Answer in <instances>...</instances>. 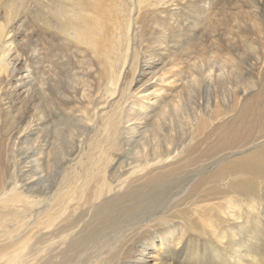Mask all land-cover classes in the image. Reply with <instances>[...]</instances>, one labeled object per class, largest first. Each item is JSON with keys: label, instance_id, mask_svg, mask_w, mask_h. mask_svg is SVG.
I'll list each match as a JSON object with an SVG mask.
<instances>
[{"label": "rangeland", "instance_id": "rangeland-1", "mask_svg": "<svg viewBox=\"0 0 264 264\" xmlns=\"http://www.w3.org/2000/svg\"><path fill=\"white\" fill-rule=\"evenodd\" d=\"M91 28L96 30L92 33ZM81 30L82 36L78 34ZM0 36V49L8 55L3 61L7 71L2 73L6 85L13 82L11 70L20 77L29 69L33 76V84L23 88L30 91L28 96L20 94L5 114L4 130L15 140L21 135L20 117L29 120L36 114L38 118L39 112L52 122L51 128L38 133L40 143H35L36 136L17 142L12 151L16 158L9 164L10 178L24 180L30 174H39L34 189L51 192L57 188L56 180L64 175L65 167L71 165L75 174H84L96 170L99 160H108L107 175L117 180L129 176L142 161L155 162L157 142L159 153L169 155L173 161L157 171L172 164L181 166L170 183L157 189L141 207L123 214L118 225L90 244L89 251H104V242L109 239V250L136 244L132 253L122 252L115 257L122 261L114 259L111 264H264V177L256 192L243 196L236 191L238 186L228 185L237 176L231 173L227 177L225 173L217 185L221 192L230 188L226 195L198 205L191 199L175 206L193 181L210 175L222 162L253 152L264 168V158H259L254 149L264 144V129L254 131L250 141L244 140L234 149L213 148L217 142L213 128L220 124L227 128L232 116L243 110L244 101L264 88V0H0ZM177 67L179 81L176 76L171 81L168 76ZM163 79L166 82L162 83ZM161 86L168 89L161 93L162 102L153 105L149 119L129 122L133 131L114 136L113 128L104 125L114 112L121 117L122 109L130 107L134 102L131 93L148 88L146 94L151 95ZM176 101L181 108L178 111L173 106ZM163 109L164 115L156 120ZM201 119L205 124L200 127ZM141 123L145 126L140 128ZM86 130L88 139L98 133L95 143L75 150ZM128 133H134V137ZM35 148L36 161L29 158L31 162L26 164L24 157ZM201 153L207 157L201 159ZM78 155L83 157L81 163H77ZM37 191L35 195H39ZM207 202L215 203L213 209L217 208L212 210L211 217L215 218L211 224L203 222L196 209L207 208ZM183 216L196 223L184 230V237L180 226ZM164 218L173 220L171 226ZM151 238L154 247L142 244L147 248L144 253L139 251L141 247L136 248ZM166 238L167 242L162 241ZM33 245L36 247V243Z\"/></svg>", "mask_w": 264, "mask_h": 264}, {"label": "bare ground", "instance_id": "bare-ground-1", "mask_svg": "<svg viewBox=\"0 0 264 264\" xmlns=\"http://www.w3.org/2000/svg\"><path fill=\"white\" fill-rule=\"evenodd\" d=\"M63 21H65V19ZM84 28H86V25L83 27V29ZM93 30H96V28L90 29L92 33H93ZM78 34L82 36V30ZM116 38L117 37H115L114 40H116ZM107 43L109 44L110 42L107 41ZM5 52H6L5 49L3 48L0 49V264H79V263L80 264H111L113 263L114 259L117 260L121 256L122 252L126 253L129 251L132 253L133 248H134L133 245H136V244H133V245L131 244L128 247L122 246L121 249L118 247V248H113V250H109V246H108L109 239L105 240L104 242V243H107V247H105L106 250L104 249V247L102 248L104 249V251L99 252L95 250L94 251L96 252L95 256L91 257V254L94 255V252L89 251V249L91 246L90 244L92 242L98 240V238L99 240H101L100 239L102 237L101 235H103V233L106 230L109 231L111 228L118 225V222L120 223L121 221L120 219L123 214L129 212L130 210H133V208H137V207L139 208V206L141 207L142 206L141 204L147 201L146 199L149 198L153 193H155L157 189L165 187L168 184V182L170 183L172 181V176L175 174V172H177L178 169L180 170L181 166L172 164L173 166H171L170 168L164 171H157V169L159 170L164 169L168 165H170L169 160L170 162H173L171 161L172 158L169 155L165 157V155L162 156L159 153L158 147L160 145L157 142L156 147L157 146L158 147L154 148V152H153L154 154L153 160H155V162L150 163L146 161L142 163L143 162L142 161L140 162L141 164L138 163L139 165L137 164V166L134 167L133 172L130 173L129 176H125L117 180H114L113 178H110L109 175H107V169H108L106 166V162L108 161L107 158L105 159V161L107 160L106 162H104V160L103 161L99 160L97 162L96 170H94L93 172L86 170L87 172H85L84 174H75L74 173L75 171L74 169L71 168V165L65 167L64 175L62 174L63 176L62 177L60 176L61 178L58 177L59 179L56 180L57 188H55L54 191H52L51 189V192L49 189H47L49 192L42 191L41 189H40L41 191L40 192L34 189V186L37 184V181L40 179L39 174H38L39 177L35 173L33 175L30 174V176H28L24 180L10 178L9 177L10 176L9 164L11 160L13 159L15 160L16 158V155L14 157L12 155L14 146L17 144V142H22L25 138L29 136H36L35 143H38L37 142L39 138L38 133L45 130V128L50 127L49 125H51L52 122L49 121L50 119H46L48 115L47 116L45 115L46 117L43 115L44 116L43 118L39 112L40 116L37 114L38 118H36V114H34V116L30 118L29 120L26 119V116L22 115V117H20L22 125L20 124L21 126H20L19 133L21 135L18 136L15 140L13 139V137H10L8 135L6 130H4L5 128L4 124L6 123L5 122L6 120L3 118L6 116L5 114L10 112V110L13 107L14 101L17 100V97H19L20 94L26 93L25 96H28L30 91L24 90L23 88L29 83L33 84L32 73L29 69H26L27 74L25 75L23 74L20 77L19 76L16 77L15 71L11 70L10 76L13 79V82H11L12 80H10V82H8L6 85L5 80L2 78V75H3L2 73H5L7 71L6 69L4 70V64H3V61L5 60V57L7 55ZM108 52L106 54H109ZM128 52H129V49H128ZM112 53L114 54V52ZM111 56L113 57L114 55H111ZM120 57L121 55L119 56V58ZM114 58L117 59L118 61V58L116 57ZM110 61L112 62V60ZM110 61H108V63ZM114 62H116V60H113L112 64ZM181 62H183V60ZM146 64H149V63H146ZM178 67L180 68L182 66L180 65ZM178 67L176 70L173 69L171 74L168 76V79L170 77L172 78L173 76L177 77L176 79L175 78L170 79L171 81L173 79L177 80L178 77L180 76L179 71L181 70V68L179 70ZM169 70L171 71V66ZM168 79L167 81H169ZM178 81L179 80H177V82ZM164 82H166V79L162 80V83ZM112 83H115V81L111 82V84ZM157 83L158 85L159 83L161 84V82H157ZM148 90H149L148 88H144L137 93L136 92L131 93L130 98L131 99L134 98V102H131L129 108L122 109V113H123L122 116L119 117V115H117L118 113L114 112V115L108 118L106 120V123L104 122V125H108L110 128H113L114 136L121 135L123 131H126V130L133 131L134 126L132 127V123H130L131 125L130 124L128 125V123L131 122L132 120H135L138 122V121H143L144 119H146V117L149 119L151 117L149 116L151 115L150 113L154 110L153 105L161 101L160 99L162 98L161 93L168 91V89L165 90V88L161 86V88H158V91L150 95V94H146ZM114 93L115 92H113V94ZM179 94H180V91L178 92V95H176V97H179ZM66 98L68 101L69 96L66 95ZM127 102L128 100L125 99L124 103L125 105L128 106ZM243 105H244L243 110L237 114H234V116H232V119H230L227 128L225 126H222L221 124L218 125L216 128H213L214 130L213 132L216 134V137H217V142L215 144V147H213L215 150H221V149L228 148V147H232V148L237 147L241 145V143H243L244 140L246 142L250 141V139L253 136L251 134L254 133V131L255 132L257 130L262 131L264 129V88H262L260 92L255 94V96H253L252 99H248L244 101ZM173 106H174V109L178 111V109L180 108L179 101H176L173 104ZM164 113H165V109L160 110L155 116L156 120L161 119ZM39 119L41 120L40 123H39L40 121ZM86 121H88V119ZM92 122H94V120ZM203 122L201 119V122L199 123L197 122V123L201 127L203 124H205ZM121 123L125 126L124 127L119 126L118 128V124H121ZM140 125H141L140 128L145 126L142 123ZM88 132L89 130H86L83 136V139L80 140L79 145L75 146L76 147L75 150L80 149V147L84 146L85 144L89 145V147L93 146L92 144L98 133L90 136V138L88 139ZM128 134L130 138L134 137L133 136L134 133H128ZM155 139L156 138L153 136L152 140L154 141ZM86 140H89V143L86 142ZM40 142L41 141H39V143ZM213 148H212V151H213ZM36 149L38 150V148H35L32 154H29L26 157H24L26 159V164H30L31 161L32 162L36 161L38 157V154L36 153L37 151ZM88 149H91V148H88ZM254 149H255L256 155L259 158H264V144L260 143L259 145L255 146ZM74 151L71 152L69 156L70 155L73 156ZM80 155H78V157ZM88 155L91 156V154H88ZM199 156L201 157V159H204V157H207V155H203L202 153L199 154ZM29 158L31 159L30 162L28 161ZM81 158L83 157H79V159L77 160V163L82 162ZM186 162H189V161L186 160ZM16 164L17 163H15L14 165L16 166ZM261 164L262 163L260 159H258L253 152L245 154L240 159H233L225 163L222 162L221 165L217 169H214V171L210 173V175L204 176V177L199 176L195 181H193V183L186 190V194L184 195V197L180 196L182 197V199L179 201L176 200L177 202L175 206L177 207V206H180L181 204L185 205L186 202L185 203L183 202L186 200L189 201L191 199L193 200V202L197 203L196 205H198V202H203V201L209 202V200H214V199L216 200V198L221 197V195H223L224 193L226 195L227 194L226 192H228V190L230 191V188H232L233 186L235 188L238 186V189L236 191L239 192V195L240 193H243V196H244L246 192L250 193L251 195L258 190L259 184H260L259 180L264 177V168L261 166ZM149 169H152V170H149ZM225 173L227 174L226 175L227 177L231 173L234 176L236 175L238 180L236 178V181L234 183L232 182L231 184H228L230 185L229 186L230 188L221 192V190L218 188L217 181H220V179H222V176ZM36 191L39 193V195H35ZM208 204L209 205L207 208L203 206L205 208V209L203 208L204 210L203 209L200 210V207L196 209L200 211L199 215L202 216V221L203 222L206 221V222H209V224H211L212 223L211 221H214L213 219L215 218V217L212 218L213 215L211 217V214H213L212 212V210H214L213 206H215L216 204L215 203H214L215 205L211 203H208ZM79 208H83V210H81L78 215H75ZM201 211L203 212L202 214H201ZM179 213H182V211H179ZM181 219H183L181 220V222L184 221L183 223H181L182 225H180L181 233L183 234V237H184V233H185L184 230L188 227H192V226L195 227L196 223H194L192 220H189L188 218H185V216H183V218ZM163 220L166 221V224L168 225H170V222H173V220H171L170 218L168 219L164 218ZM178 220H180V218ZM216 220H219V219H216ZM211 228H215V226ZM145 232L147 234L150 233L149 231H145ZM147 234H145V236H147ZM120 236H121V233H120ZM141 238L138 237L139 240H141ZM133 239L134 238H132V240ZM163 240L167 242L169 238L162 239V241ZM33 243H36V247H34ZM180 243L181 241L179 242V244ZM142 244H149V247H154L155 241L151 238L147 242H145L144 240V242L143 241L141 242V245L136 246V248L141 247L139 251L144 253L147 248L142 247ZM117 256L119 257L115 258ZM123 259L125 258L123 257ZM141 264H144V262H141Z\"/></svg>", "mask_w": 264, "mask_h": 264}]
</instances>
